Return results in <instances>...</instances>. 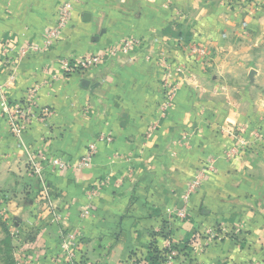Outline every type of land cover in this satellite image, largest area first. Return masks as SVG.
Here are the masks:
<instances>
[{"label":"crops","instance_id":"0c3cea01","mask_svg":"<svg viewBox=\"0 0 264 264\" xmlns=\"http://www.w3.org/2000/svg\"><path fill=\"white\" fill-rule=\"evenodd\" d=\"M67 1L0 0V55L10 60L23 47L43 45ZM261 1L73 0L71 21L53 48L0 66V175L8 165L20 176L28 159L42 162L39 154L70 165L28 173L50 190L52 203L24 208L34 225L23 241L25 264H70L64 235L74 237L83 264H134L133 253L144 255L162 232L179 249L197 246L173 264H264V145L253 140V149L233 161L224 157L264 130ZM129 40L134 46L121 51ZM91 56L102 61L83 71L61 64ZM161 56L188 76L175 75L181 86L162 120ZM32 86L50 115L19 139L2 100L22 103ZM90 146L92 166L78 169ZM214 157L217 171L187 206V185ZM218 227L221 237L207 242L204 232Z\"/></svg>","mask_w":264,"mask_h":264},{"label":"rangeland","instance_id":"374dc122","mask_svg":"<svg viewBox=\"0 0 264 264\" xmlns=\"http://www.w3.org/2000/svg\"><path fill=\"white\" fill-rule=\"evenodd\" d=\"M250 1L254 2L256 0H250ZM255 6L260 12L263 11L264 10V1L259 2ZM57 21H58V17H57ZM57 21H56V23H57ZM54 46H52L51 48H53ZM133 46H134V42L129 40L128 42L124 43V45L122 46L121 51L126 50V49H127L126 51H129ZM48 49H50V48H48ZM118 52L119 51H117L115 49V50L112 51L111 54L116 56ZM99 57L102 59L101 56H99ZM4 58L5 59L7 58V57H5V54H4ZM86 58H88V57H84V58L79 59V60L68 58V59H64L61 62V64H62L63 69L67 70V71H78V70H82L83 71V70H85L87 68H82L80 66V63H81V61H83ZM6 60L9 61L8 59H6ZM7 61L4 62V60H3V62L0 64V66H2L4 64H7L9 67L13 66L12 64H9ZM15 61H16V59L14 57H12L10 59V62H15ZM17 61H19V60H17ZM67 61L71 62L72 66H73L72 69H66L64 67L63 62H67ZM159 64H160L161 73H162V77H161V81H162V78H163V75H164L163 73L166 70L165 69L166 65L169 64V65L174 66L175 64L171 63L169 58L165 57V56H161V58L159 59ZM175 66L177 67V66H180V65L176 64ZM181 67H183V66H181ZM187 77H188L187 73L185 72V75L184 76L182 75L183 81H186ZM177 83L179 84V89H180L181 85H180L179 82H177ZM161 87H162V83H161ZM30 90H35V96H36V99H37V87L36 86H32L31 88H29L28 91H27V95H28ZM162 90H163V88H162ZM27 95H26V97H27ZM25 99H24V101L22 103L25 102ZM163 100H164V91H163ZM37 103H38V99H37ZM161 104L159 106V113H160ZM14 106H16V105H14ZM38 107H39V105H38ZM38 109L39 110H43L41 108H38ZM173 109H174V107H173ZM3 112H4V115H5L4 118H5L6 122H7V124H9V120H10L9 116H8V114H6L5 111H3ZM170 112H169V114H170ZM49 115H50V111H49L48 115L41 116L43 118V120H36V121H40L42 123H45L47 121ZM167 117H165V118H167ZM165 118H161V116L159 115V119L160 120L165 119ZM156 125L157 124L155 123L154 126H156ZM8 126L10 128V124ZM243 128H245V127H243ZM27 129L28 128H26L23 131V133ZM10 131H11V133L13 135L18 137L19 139H22L23 133H22L21 136H17L16 134H14L12 132V130H10ZM249 138L252 141L251 140H249L248 142L247 141H243L244 143L242 142L240 145H238V146L236 145V147L232 146V147L228 148L226 150V152H225V155H224L225 159L229 160V161H233L235 159V157H236V154H237V156H240L241 152H243L244 150L253 149V147L250 146V142L253 143V140H257L259 142V143L258 142L256 143L257 146L264 145V130H262V131L261 130H257L252 135H250ZM91 147L92 146L89 147V149L87 150L86 154L82 157V159L91 153ZM263 150H264V147H263ZM228 155H233V156H232V158H229ZM31 157L32 156H30V159H31ZM39 157H40V159L42 161L41 163H39L37 161V158H33L34 161H31V160L28 159V162L25 164V169H24V167H20L19 170H18V172L20 173V176H17V175L15 176V172L11 171V168H9L10 166H8V165H7V167L3 165V167H2L3 174L0 175L1 176V178H0V240L5 238V236H6L5 231L8 230V232L10 233L11 239H12V246H13L12 255H13L14 260L16 261V264H25V262H26V259H25L26 256L24 254L25 252H24V250H22L26 243L23 242V241L25 239L24 238L25 235H27L26 232L29 231L28 228L34 226V225H31V223H32L30 221V217L31 216L28 215V210L26 212L24 210L26 209V207L31 206L32 202H35V201H37V203H39V202L44 203V205L47 204V206H50L51 203H52L51 202V196H50V190L48 188H46L45 186H43V190H41V185H42L41 181L39 182V180H35V179L33 180L30 177V175H29V174L35 175L36 173H38L39 169L41 168V165H45V166L47 165L48 167H50L52 169H57L53 165V160L50 161L51 158H49L47 155L39 154ZM93 157H94V155L92 156V163H91V165L89 167L81 168L79 165H76L77 168L78 169H88V168H90L92 166V164H93ZM47 158H49V159H47ZM207 161L208 162H206L205 165H203L201 168H199L195 172V174L193 176V179H192V180H194V178L196 177V175L198 173H200L202 170H205L204 171V173H205L204 174V178L202 179L201 185L197 188L198 189L197 192L202 188L203 184L206 181V178L217 171V167H216L217 165L215 163L216 158L215 157L214 158H208ZM9 172H13V173H9ZM192 180H191V182H192ZM31 183H36V186H34ZM190 183H189V185H190ZM31 185H33L36 190H35L34 196L32 195L31 197H29V196L26 195V188H28V186H31ZM189 185H187V191L189 189ZM93 190H91L89 192V194L92 192L91 195H88L89 202L91 201V199L96 194V191H95V193H93ZM187 191H186V193H187ZM184 204H186V203H184ZM188 204L189 203H187L186 205L188 206ZM89 206H90V204H89ZM90 209H91V206H90ZM52 215H53V218H55V219L56 218H58V219L61 218V216H59V214H57V215L52 214ZM34 217H36V216H34ZM81 217H82V219H85L87 216L83 217L81 215ZM217 230L222 231L220 229V227H218V228H210L206 232H204L207 242L209 241V243H212V242L216 241L217 238H219V235L221 237V234H219V232ZM158 234H160V233H158ZM165 234L167 235V237L163 241L162 248L167 250L166 251V259H167V255L169 254L170 251H169L168 248L164 247V242L168 238L171 239V236H170L169 232H165ZM211 234H214V236L212 237ZM69 236L68 235H64L63 236V244H64V246L67 244V241L69 240ZM198 237L200 238L199 240H201V238H203V237H200V236H198ZM194 243L195 242L193 241L192 244H194ZM174 247H177V246L175 244H173V249H174ZM196 247H192V245L189 246V248L191 249L189 255L196 253V251H197ZM75 248L77 249V244L75 245ZM174 251L176 253L175 257H177L178 254H179V251H177L176 249H174ZM175 257H174V259H175ZM65 258H66V261L68 262L69 259L67 257V254H66ZM174 259H173V263H174ZM77 264H83V262H79L77 260ZM138 264H147V263H146L145 260H142V262H140Z\"/></svg>","mask_w":264,"mask_h":264},{"label":"built area","instance_id":"2783aa9c","mask_svg":"<svg viewBox=\"0 0 264 264\" xmlns=\"http://www.w3.org/2000/svg\"><path fill=\"white\" fill-rule=\"evenodd\" d=\"M74 6H73V0H69L65 2L59 12L58 21L56 25L52 28H50L46 32V38L44 40L43 45H30L27 47L21 48L19 51H17L16 54H14V58L17 60L22 59L29 53H38L40 51H43L45 49L51 48L54 46L59 38L61 37L62 32L65 30V28L69 25L71 18H72V12H73ZM127 50V49H126ZM126 50H123L124 52H127ZM192 52L194 53H200L202 52L201 49L197 47H192ZM6 53H2L0 55V64L3 62V55ZM11 59V58H10ZM102 59L99 56H92L84 59L81 61L80 66L82 68H89L92 65L98 64ZM15 62L7 61L9 64H16ZM63 65L66 69H72L73 66L70 61L63 62ZM77 66V65H76ZM165 72L163 73L162 78V88L164 91V100L160 107V116L161 118H165L168 116L169 112L173 109L175 104V99L177 92L179 90V84L177 81H174L175 75H185V68L181 66H172L167 64L165 67ZM2 108L8 114L10 120V128L14 134L17 136H21L23 131L28 128L34 120H43L41 116H45L49 114L48 109L39 110L37 99L35 96V90H30L24 103L15 104L16 106L11 107V105L8 103V101L3 97L2 100ZM42 113V114H41ZM94 155V147H91V153L84 157L80 163L78 164L81 168L89 167L92 163V156ZM233 155H228L229 158H232ZM210 164V163H209ZM53 165L57 169H67L68 163L62 161L61 159H55L53 160ZM204 171L202 170L200 173L196 175L194 180L189 185V189L184 197V203H189L191 197L195 192H197V188L201 185L202 179L204 178ZM90 212V206H86L84 208L83 217H86L89 215ZM213 237L214 234H211ZM74 237L71 235L69 237V240L67 241V244L64 246L65 252L67 254V257L71 264H77V253L75 251V244L73 241ZM173 241L171 239H166L164 242V247L169 249V254L167 255L166 264H173V259L176 256V253L173 249Z\"/></svg>","mask_w":264,"mask_h":264},{"label":"trees","instance_id":"16d2710c","mask_svg":"<svg viewBox=\"0 0 264 264\" xmlns=\"http://www.w3.org/2000/svg\"><path fill=\"white\" fill-rule=\"evenodd\" d=\"M6 236L0 240V264H16L13 258L12 251V239L8 230L5 231ZM167 237L165 232L160 234H153L151 241L144 255H140V252L133 253L131 256L134 264H138L145 260L147 264H165L166 263V249L162 248L164 239ZM177 251H187L186 255H189L191 249L188 246H184L182 249L174 247ZM190 256V255H189Z\"/></svg>","mask_w":264,"mask_h":264}]
</instances>
